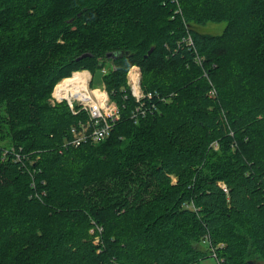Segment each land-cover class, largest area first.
<instances>
[{
  "label": "trees",
  "instance_id": "16d2710c",
  "mask_svg": "<svg viewBox=\"0 0 264 264\" xmlns=\"http://www.w3.org/2000/svg\"><path fill=\"white\" fill-rule=\"evenodd\" d=\"M106 59L120 119L72 146L53 88ZM132 66L163 99L136 121ZM207 258L264 261V0H0V264Z\"/></svg>",
  "mask_w": 264,
  "mask_h": 264
},
{
  "label": "built area",
  "instance_id": "2783aa9c",
  "mask_svg": "<svg viewBox=\"0 0 264 264\" xmlns=\"http://www.w3.org/2000/svg\"><path fill=\"white\" fill-rule=\"evenodd\" d=\"M184 41L188 46H192L190 36L185 37ZM195 61L199 64L201 63V59L198 56L195 57ZM132 68H134L137 73L135 79H130L129 76ZM76 71H87L89 77L84 82L80 79L71 80L61 87L57 94L53 93L54 86L50 98L52 104L66 101L73 114H78L81 111L86 114V119L79 121L78 124L71 129L72 137L69 140V144L72 146H79L86 142L97 143L104 140L109 135L114 124L120 119V110L116 102L110 98L104 85L92 87L90 85L91 73L86 69ZM127 84L130 94L136 102L134 109L131 111V118H133L134 121H136L137 117L144 116L147 112H151L155 108L154 98H156V100H163L157 93L144 91L142 89L141 74L136 66H132L128 70ZM211 91H214V89ZM16 159L19 160L18 154L16 155ZM219 185L227 194V186L223 182H219ZM202 243L207 245L209 254L218 263L219 260L216 254V248L222 247L223 244L218 243L216 246H212L207 235L202 238Z\"/></svg>",
  "mask_w": 264,
  "mask_h": 264
},
{
  "label": "rangeland",
  "instance_id": "374dc122",
  "mask_svg": "<svg viewBox=\"0 0 264 264\" xmlns=\"http://www.w3.org/2000/svg\"><path fill=\"white\" fill-rule=\"evenodd\" d=\"M224 26H225V24L223 22H219V23H207L202 28L205 31H208V32H211V33H215V34H220L222 32V30L224 29ZM112 66H113V64H112V61L111 60H108V59L104 60L103 61V69H100L99 68V69H97L96 71H94L92 73L90 85L92 87H99V86H101L102 85V75H103V73L105 71L111 69ZM203 74L205 75V78H207V80H209V77L207 76V74L205 72ZM212 89L213 88H211V90ZM211 90L209 91L210 95L212 97H215V95H216L215 89H214V91H211ZM211 92H213V93H211ZM229 134L230 135H233V131H230ZM212 144L215 145L214 146L215 148H217L216 142H213ZM171 180H172V182H175L176 181V176L175 175L171 176ZM94 225L95 226L90 229V232H92V233L95 232L94 237H93L95 243L101 244L100 232L102 231V227H101V225L96 224L95 222H94ZM94 229H95V231H94ZM212 262H213V260L211 258H207L206 260H203L201 262V264H210ZM254 264H264V261L259 260L257 262H254Z\"/></svg>",
  "mask_w": 264,
  "mask_h": 264
},
{
  "label": "bare ground",
  "instance_id": "6f19581e",
  "mask_svg": "<svg viewBox=\"0 0 264 264\" xmlns=\"http://www.w3.org/2000/svg\"><path fill=\"white\" fill-rule=\"evenodd\" d=\"M129 76L130 79H135L137 77V73L134 68L131 69ZM88 77H89V73L87 71H74V73L71 76L62 78L57 82L53 93L57 94L58 91H60L61 87H63L65 84L69 83L73 79H80L84 82Z\"/></svg>",
  "mask_w": 264,
  "mask_h": 264
},
{
  "label": "water",
  "instance_id": "95a60500",
  "mask_svg": "<svg viewBox=\"0 0 264 264\" xmlns=\"http://www.w3.org/2000/svg\"><path fill=\"white\" fill-rule=\"evenodd\" d=\"M149 52H150V50H149ZM116 55V53H113V52H109V53H107V56L108 57H113V56H115ZM85 56H89V53H83L81 56H79V58H82V57H85Z\"/></svg>",
  "mask_w": 264,
  "mask_h": 264
}]
</instances>
